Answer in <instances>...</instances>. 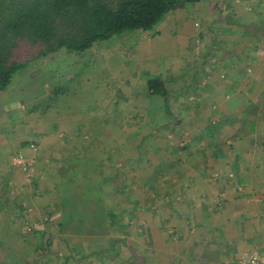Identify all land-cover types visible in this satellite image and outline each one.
Returning <instances> with one entry per match:
<instances>
[{"label": "rangeland", "instance_id": "obj_1", "mask_svg": "<svg viewBox=\"0 0 264 264\" xmlns=\"http://www.w3.org/2000/svg\"><path fill=\"white\" fill-rule=\"evenodd\" d=\"M166 17L161 32L50 65L73 80L52 115L55 142L35 146L38 166L26 160L22 190L6 196L19 207L4 264H238L264 246V0H205ZM34 52L18 41L14 59ZM152 76L167 97L150 95Z\"/></svg>", "mask_w": 264, "mask_h": 264}, {"label": "trees", "instance_id": "obj_2", "mask_svg": "<svg viewBox=\"0 0 264 264\" xmlns=\"http://www.w3.org/2000/svg\"><path fill=\"white\" fill-rule=\"evenodd\" d=\"M202 1L0 0V91H6L14 76L33 59L63 49L70 53H84L96 43L133 31L154 32L168 14L184 8L188 3ZM259 31L256 36L264 35V31ZM24 40H28L36 52L27 61L16 60L14 53L18 41ZM147 84L152 96L167 97L169 94L159 78L148 79ZM72 159V164L80 163L78 158ZM117 176L116 172L103 181L109 182ZM133 210L128 212L133 213ZM109 217L111 224L118 225L119 215L116 212L112 211ZM116 249L112 245L100 253L107 255L116 252ZM130 249L138 258L134 248L130 246ZM96 254L99 255H90Z\"/></svg>", "mask_w": 264, "mask_h": 264}, {"label": "crops", "instance_id": "obj_3", "mask_svg": "<svg viewBox=\"0 0 264 264\" xmlns=\"http://www.w3.org/2000/svg\"><path fill=\"white\" fill-rule=\"evenodd\" d=\"M166 18L161 23L158 31L161 32L164 29ZM260 26L264 28V24ZM261 31H264V29ZM247 34L250 35V33ZM254 37L256 40L259 38L264 40V35L262 34L257 36L259 38ZM143 41L145 40L142 39ZM65 53L70 52L63 49L56 53L33 59L26 68L20 71L21 73L18 76L15 75L13 82L6 91H0V240L7 239L10 231L13 230L10 226L13 223V218H11L13 216L9 214L10 206L19 207V203H14L10 199L11 197L8 198L6 196H9L11 191H21L25 181V174L22 168L14 165L15 157L22 155L27 162L29 161L32 166L37 167L38 159L40 158L34 152L36 151L35 146L40 144V147H43L44 142H55L52 133L56 127L58 128L62 125L58 120H52V115L53 112L55 114V111L56 113L60 111L58 109L60 97L58 96L59 94H64L63 97H65V93H67L63 89L62 84L66 80H73L70 75L74 72L73 68L66 67L64 70L62 68L53 69L50 65L53 61L63 58V56L65 57ZM41 61L42 69H40L41 66L38 64ZM38 69L40 72H37ZM23 77H25V81ZM61 77L64 78L61 79ZM151 78L153 76L146 79ZM83 79L85 80L84 77ZM261 79L264 81V69L259 73V80ZM95 88L93 86L91 94L97 95L100 93V88L98 90H95ZM60 90L63 93H59ZM258 95L260 96V92H258ZM64 114L68 118L76 116L73 112L68 113L66 111ZM1 245L2 243L0 242V254L4 252V250L2 251L3 245ZM4 253L8 255V252ZM4 262H1L0 258V264H4Z\"/></svg>", "mask_w": 264, "mask_h": 264}, {"label": "built area", "instance_id": "obj_4", "mask_svg": "<svg viewBox=\"0 0 264 264\" xmlns=\"http://www.w3.org/2000/svg\"><path fill=\"white\" fill-rule=\"evenodd\" d=\"M14 165L21 167L24 171L27 170V163L22 155L15 157ZM238 264H264V246L253 248Z\"/></svg>", "mask_w": 264, "mask_h": 264}]
</instances>
